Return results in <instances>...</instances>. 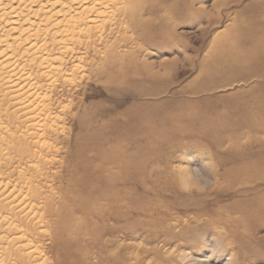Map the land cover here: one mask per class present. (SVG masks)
<instances>
[{"label":"rangeland","instance_id":"374dc122","mask_svg":"<svg viewBox=\"0 0 264 264\" xmlns=\"http://www.w3.org/2000/svg\"><path fill=\"white\" fill-rule=\"evenodd\" d=\"M158 3L159 7L146 17H153L149 26L157 31L159 46L143 39L131 40L128 34L125 41L119 38L116 47L106 54L90 52L64 58L69 71H60L55 100L67 107L63 111L57 108L62 111L60 117L67 115L58 121V135L46 136V144L52 145L47 148L51 167H46L59 173L64 181L75 179L77 167L85 165L84 157L90 158L98 147L121 142L125 136L123 146L133 143L143 149L142 145L154 138L158 129L171 126L173 115H183L184 119L178 123L186 129L177 137V145L170 142L159 147L153 140L151 147L141 153L153 157L148 167L156 170L155 175L156 172L164 175L179 164L203 168L208 157L213 182L205 190L191 193L206 196L202 202L206 209H217L213 213L198 212L201 218L197 221L192 218L195 212L170 211L163 225L169 226L167 229L152 225L158 216L152 211H123L118 242L109 245L104 253L107 261L90 262L264 264V173L259 172L264 170V127L256 128L264 126V119L244 117L247 102L264 92V0H158ZM201 9L202 13H198ZM113 41L114 38L109 40L110 44ZM253 47L261 53L250 57L247 54ZM131 109L138 112L134 122L139 129L129 127L124 113ZM148 117L150 123H142ZM199 126L205 127L207 133L199 132ZM219 138L223 143L217 148L214 141ZM58 148L61 149L56 152ZM241 169H248L253 178L231 188L225 185ZM59 185L60 181H56L55 186ZM165 187L166 194L171 193L172 189ZM179 194L188 196L186 192ZM137 199L145 200L138 193ZM235 203L240 205L239 213L230 209ZM244 211L249 220L245 226L237 227L240 237L235 239L222 219ZM211 219L218 221L207 226ZM88 231L87 237L80 238L81 242L91 239ZM225 234L228 239L221 238ZM104 239L102 236L97 240ZM48 245L46 239L34 242L33 247ZM92 249L96 255L102 252L97 246ZM1 252L2 249L0 264H6V256ZM230 253L237 257L236 262H228ZM190 255L198 261H193Z\"/></svg>","mask_w":264,"mask_h":264},{"label":"bare ground","instance_id":"6f19581e","mask_svg":"<svg viewBox=\"0 0 264 264\" xmlns=\"http://www.w3.org/2000/svg\"><path fill=\"white\" fill-rule=\"evenodd\" d=\"M158 7V0H0V249L6 256V264L107 261L104 253L109 245L118 242L116 236L121 230L123 211H152L158 215L152 218V225L165 227L170 211L195 212L192 218L197 221L201 218L200 212L213 213L217 209L205 208L203 194L196 197L190 192L188 196H181L175 171L167 170L164 175L156 172L155 175L156 170L148 167L153 157L141 153L151 147L153 140L159 147L170 142L177 145V137L186 129L178 123L184 119L180 114L171 117V126L158 129L155 137L142 145L143 149L133 143L123 146L125 136L121 137V142L108 147L97 146L94 155L84 157L85 165L77 167L75 179L64 181L59 173L46 167L51 162L50 153L47 154L51 144H46V136L59 133L58 121L67 115L60 117L67 107L55 100L62 70L69 69L64 58L90 52L106 54L116 47L119 38L125 41L128 34L131 40L143 39L159 46L157 31L149 26L153 17H146ZM199 12L202 13V9ZM260 51L253 47L247 55L255 57ZM258 94L244 108L247 120L264 119V92ZM58 107L62 111H58ZM137 113L136 109L124 113L131 130L140 128L134 122ZM143 120L142 123H150V117ZM261 127L264 126L256 128ZM198 130L207 133L205 127L199 126ZM221 142L222 139H216L214 145L219 146ZM259 172L264 173V170ZM251 177L253 174L248 169H241L225 185L231 188ZM56 181L61 185L55 186ZM165 186L172 189L171 193L166 194ZM137 193L145 200H138ZM239 206L235 203L230 209L239 213ZM246 216L244 211L236 217L228 214L222 219L235 239L240 237L237 227L245 226L249 220ZM217 221L211 219L206 225ZM87 231L91 239L81 242L80 238ZM102 236L105 239L98 241ZM71 238L76 240L72 242ZM221 238L228 239V234ZM46 239L48 246L33 247L34 242ZM95 246L101 249L100 254L94 253ZM190 256L198 261L194 255ZM236 258L230 253L228 262H236Z\"/></svg>","mask_w":264,"mask_h":264},{"label":"clouds","instance_id":"9594fccd","mask_svg":"<svg viewBox=\"0 0 264 264\" xmlns=\"http://www.w3.org/2000/svg\"><path fill=\"white\" fill-rule=\"evenodd\" d=\"M174 171L178 189L186 193L203 191L214 179L211 175L212 169L208 157L204 162L203 168H191L188 165L179 164L175 167Z\"/></svg>","mask_w":264,"mask_h":264}]
</instances>
